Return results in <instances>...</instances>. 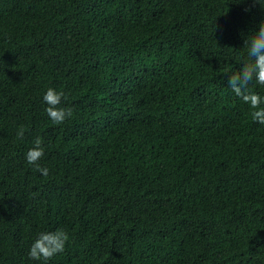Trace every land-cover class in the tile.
<instances>
[{
  "label": "trees",
  "instance_id": "trees-1",
  "mask_svg": "<svg viewBox=\"0 0 264 264\" xmlns=\"http://www.w3.org/2000/svg\"><path fill=\"white\" fill-rule=\"evenodd\" d=\"M259 3L0 0V264H264V125L228 87Z\"/></svg>",
  "mask_w": 264,
  "mask_h": 264
},
{
  "label": "clouds",
  "instance_id": "clouds-1",
  "mask_svg": "<svg viewBox=\"0 0 264 264\" xmlns=\"http://www.w3.org/2000/svg\"><path fill=\"white\" fill-rule=\"evenodd\" d=\"M253 2L259 3V0H253ZM244 47L247 50L248 61L237 73L228 78V87L245 104L250 105L253 110L250 113L252 120L264 125V107H261L264 104V97L249 87L250 84L264 87V22H261L258 31L248 36ZM63 98H65L64 92L53 88H48L43 96V101L48 105L45 112L56 125L63 124L66 119L73 115V109L60 107ZM23 134V129L18 132L20 138L23 137ZM34 143L35 147L28 150L25 159L29 165H35L36 171L47 177L50 170L47 167H41L38 163L45 154L43 141L38 137ZM52 235L58 237L55 245L52 247L44 246L43 241H47ZM68 239V234L60 230L56 234L42 233L32 245L29 257L34 260H40L41 257L46 260L50 259L56 253L63 251L64 244Z\"/></svg>",
  "mask_w": 264,
  "mask_h": 264
}]
</instances>
